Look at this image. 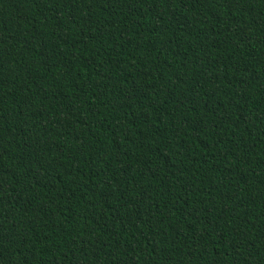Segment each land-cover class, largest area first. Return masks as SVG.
<instances>
[{
  "label": "trees",
  "instance_id": "trees-1",
  "mask_svg": "<svg viewBox=\"0 0 264 264\" xmlns=\"http://www.w3.org/2000/svg\"><path fill=\"white\" fill-rule=\"evenodd\" d=\"M0 264H264V0H0Z\"/></svg>",
  "mask_w": 264,
  "mask_h": 264
}]
</instances>
